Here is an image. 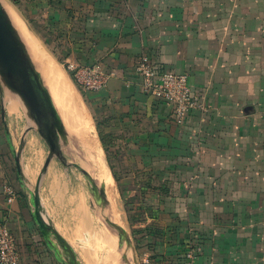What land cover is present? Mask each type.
Here are the masks:
<instances>
[{
  "label": "crops",
  "instance_id": "1",
  "mask_svg": "<svg viewBox=\"0 0 264 264\" xmlns=\"http://www.w3.org/2000/svg\"><path fill=\"white\" fill-rule=\"evenodd\" d=\"M13 5L64 62L99 63L115 72L99 92H81L69 74L68 81L99 121V144L130 240L126 246L117 239L118 264H183L187 249L192 264H264V0ZM142 56L160 71L187 75L196 107L182 123L143 92L134 70ZM61 122V152L77 164ZM48 153L22 100L0 81V224L14 236L20 264H61L32 218L34 189L41 217L78 264H88L83 252L106 264L111 245L95 246L90 221L112 227L76 168L52 157L42 173ZM5 187L14 191L11 202Z\"/></svg>",
  "mask_w": 264,
  "mask_h": 264
},
{
  "label": "water",
  "instance_id": "2",
  "mask_svg": "<svg viewBox=\"0 0 264 264\" xmlns=\"http://www.w3.org/2000/svg\"><path fill=\"white\" fill-rule=\"evenodd\" d=\"M0 81L15 91L24 104L25 111L40 137L48 147V156L42 173L52 157H56L64 166L76 168L84 177L90 197L95 201L108 220L117 239L128 245L125 231L110 218V202L105 187L98 188L94 177L77 164H69L61 152V140L66 135L61 119L53 105L50 94L38 71L34 67L26 48L17 34L5 7L0 0ZM22 148V143L19 150ZM19 153L15 154L17 173L20 175ZM33 208L32 218L46 245L53 251L61 264H78L75 255L54 229L43 220L40 214L38 191L30 193ZM127 251V249H126ZM126 254L124 255V261Z\"/></svg>",
  "mask_w": 264,
  "mask_h": 264
},
{
  "label": "bare ground",
  "instance_id": "3",
  "mask_svg": "<svg viewBox=\"0 0 264 264\" xmlns=\"http://www.w3.org/2000/svg\"><path fill=\"white\" fill-rule=\"evenodd\" d=\"M9 10V8L8 10L6 9V12L22 40L34 67L47 88L61 120L67 128L71 142L65 145L66 150L71 155L73 161L94 177L99 189L105 187L106 196L110 202V218L122 227V222L119 219V213L114 200L113 179L104 160L99 141L94 133L92 135L94 126L87 111L80 103L78 96L75 94L64 73L58 68L51 57L48 56L42 45L29 33L25 23L20 18H17L16 14H14L15 12L11 13L13 9L11 12ZM74 140L76 141L75 143ZM90 222L93 223V221ZM91 224L90 230L94 233L93 241L95 246H106L107 243L111 245V251L106 253L103 260L106 259V264H113L112 259H115V262L118 264L117 259L119 253L116 250L117 237L113 229L110 230L105 226ZM83 253L88 264H96L94 262L96 260L93 258V252Z\"/></svg>",
  "mask_w": 264,
  "mask_h": 264
},
{
  "label": "built area",
  "instance_id": "4",
  "mask_svg": "<svg viewBox=\"0 0 264 264\" xmlns=\"http://www.w3.org/2000/svg\"><path fill=\"white\" fill-rule=\"evenodd\" d=\"M66 72L74 82L87 92H99L106 88L115 72L105 70L99 63L77 64L64 62ZM135 73L140 77L143 92L163 101L173 111L178 123H182L187 114L196 107L188 77L174 70H158L147 56H142L134 65ZM8 202L15 196L10 187H5ZM194 254L187 249L183 264H192ZM148 261L146 260V263ZM0 264H20V255L16 240L6 224H0Z\"/></svg>",
  "mask_w": 264,
  "mask_h": 264
},
{
  "label": "rangeland",
  "instance_id": "5",
  "mask_svg": "<svg viewBox=\"0 0 264 264\" xmlns=\"http://www.w3.org/2000/svg\"><path fill=\"white\" fill-rule=\"evenodd\" d=\"M1 1H2V4H3V6L5 7V9L8 10V8H9V9H10V10H9L10 12H11L12 9H13V11H12L11 13L15 12L14 14H16V16H17L18 13H17V11L15 10V8L13 7V6H14V5H13V0H1ZM7 7H8V8H7ZM17 18H20L19 15L17 16ZM20 20H21L22 22H24L23 19L20 18ZM24 23H25V22H24ZM25 25H26V27H27L29 33H31V35H32V36H33V37H34V38L40 43V45H42V47L44 48V50L46 51V53L48 54V56L51 57V59L55 62V64L58 66V68H59V69H60V70L66 75V77H68V72H66L65 67H64V61L58 57V54H57V52L54 50L53 46H52L50 43L44 41V40H43V39H42V38H41V37L35 32L33 26L29 25L28 23H26ZM68 80H69V77H68ZM70 84H71V83H70ZM71 86H72V88H73L75 94L78 96L80 103L82 104V106L84 107V109L87 111V113H88V115H89V117H90V119H91V121H92V123H93V126H94V133H95V136L97 137V139H98V141H99L100 136H101V132H98V133H97V125H98V128H99V126H100V125H99V121H98L97 119H95V117L93 116V112L91 111L89 105H87V104L82 100V98H81V96L79 95V93L77 92L76 88H74L72 84H71ZM82 92H83V91H82ZM98 130H99V129H98ZM100 140H102V139H100ZM100 145H101V143H100ZM81 179L83 180V177H82V176H81ZM113 194H114L115 204L119 205V204H120V203H119V198H118V194H117V192H116V190H115L114 182H113ZM115 263H116V262H115ZM113 264H114V263H113Z\"/></svg>",
  "mask_w": 264,
  "mask_h": 264
},
{
  "label": "trees",
  "instance_id": "6",
  "mask_svg": "<svg viewBox=\"0 0 264 264\" xmlns=\"http://www.w3.org/2000/svg\"><path fill=\"white\" fill-rule=\"evenodd\" d=\"M69 74V76L72 78V80H73V77H72V75L70 74V73H68ZM73 82H74V80H73ZM75 83V82H74ZM75 85L77 86V88L82 92V89L75 83ZM100 139H102V142H103V138H101V136H100ZM104 148H106V144H105V142H104ZM106 150H107V148H106Z\"/></svg>",
  "mask_w": 264,
  "mask_h": 264
}]
</instances>
